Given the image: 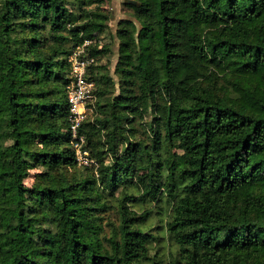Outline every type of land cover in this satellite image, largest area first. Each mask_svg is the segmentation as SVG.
I'll use <instances>...</instances> for the list:
<instances>
[{"label":"trees","instance_id":"16d2710c","mask_svg":"<svg viewBox=\"0 0 264 264\" xmlns=\"http://www.w3.org/2000/svg\"><path fill=\"white\" fill-rule=\"evenodd\" d=\"M136 1L114 79L104 0H0V264H264V0ZM84 38L97 165L68 118Z\"/></svg>","mask_w":264,"mask_h":264},{"label":"built area","instance_id":"2783aa9c","mask_svg":"<svg viewBox=\"0 0 264 264\" xmlns=\"http://www.w3.org/2000/svg\"><path fill=\"white\" fill-rule=\"evenodd\" d=\"M91 41L90 38H84L67 57L71 79L66 85V92L69 103L71 143L76 159L81 164L97 165L95 159L89 156L88 149L84 147L85 138L79 132L82 122L93 110L94 81L87 76L88 65L94 59L88 51Z\"/></svg>","mask_w":264,"mask_h":264},{"label":"rangeland","instance_id":"374dc122","mask_svg":"<svg viewBox=\"0 0 264 264\" xmlns=\"http://www.w3.org/2000/svg\"><path fill=\"white\" fill-rule=\"evenodd\" d=\"M123 1L124 0H104V3L101 5L102 8L111 12V16L108 20V26L106 30L98 36V44L100 46L104 44L108 47L107 52L100 55V58L98 59V64H102L103 66H105L106 71L114 79H116L114 69L118 57V39L115 37V29L117 27V22L119 19L126 17L130 18L132 14V8L126 6ZM139 134L142 135L140 132ZM38 171H40V168L31 169L30 174L24 180L25 183L30 184L34 179L35 172ZM129 204L131 205V208L137 211H142L143 209L152 206L153 202H151L150 200H135L131 202L129 201ZM156 219H158L156 218V216L151 217L150 225L152 226L153 231L155 228H158V224L161 223L157 222ZM173 244L174 243L172 241L170 242L168 240V237L165 235L163 238L160 239V242L157 243V246L154 242L151 243V251L153 254L156 253L157 258H162L163 261H166L170 248L172 250L175 249V246Z\"/></svg>","mask_w":264,"mask_h":264},{"label":"water","instance_id":"95a60500","mask_svg":"<svg viewBox=\"0 0 264 264\" xmlns=\"http://www.w3.org/2000/svg\"><path fill=\"white\" fill-rule=\"evenodd\" d=\"M124 1L127 2V3L137 4V1L136 0H124Z\"/></svg>","mask_w":264,"mask_h":264}]
</instances>
